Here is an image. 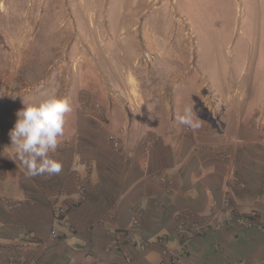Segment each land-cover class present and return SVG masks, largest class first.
<instances>
[{
  "label": "rangeland",
  "instance_id": "1",
  "mask_svg": "<svg viewBox=\"0 0 264 264\" xmlns=\"http://www.w3.org/2000/svg\"><path fill=\"white\" fill-rule=\"evenodd\" d=\"M145 51L154 56L149 62L142 60ZM178 87L182 90L174 92ZM53 91L67 98L73 109L56 151L50 153L62 170L28 177L16 146L6 138L24 104ZM234 94L238 100L248 97L243 98L248 114L264 118V0H0V176L9 173V179H15V186L24 189L19 198L24 202L48 204L52 213L67 207L68 213L75 202L63 196L62 177L71 176L83 193V170L91 158L104 153H115L120 160L135 158L155 147L160 157V138L140 125L146 103V118L153 127L173 133L174 143L188 126L178 118L190 108L199 127L188 126V132H202L203 147H208L210 136L221 135L211 126L221 108L232 106ZM173 115L164 127L163 119ZM237 184L234 180V188H244ZM259 196L257 201L262 200ZM224 197L226 201L206 215L212 219L200 213L177 217L173 224L182 226L183 236H176V246L168 249L185 251L189 235L228 223L244 231L264 226V209L257 219L256 207L240 212L230 196ZM223 209L228 219L219 222L213 215ZM248 217L255 222L249 227ZM139 218L134 212L127 227L134 220L139 224ZM54 221L59 229L63 220ZM235 238L229 264H264L263 252L249 260L241 251L249 241L256 248L258 240L243 231ZM210 249L211 255L224 256L218 244Z\"/></svg>",
  "mask_w": 264,
  "mask_h": 264
},
{
  "label": "crops",
  "instance_id": "2",
  "mask_svg": "<svg viewBox=\"0 0 264 264\" xmlns=\"http://www.w3.org/2000/svg\"><path fill=\"white\" fill-rule=\"evenodd\" d=\"M171 70L174 69H168ZM235 97L231 98V107L221 108L218 120L211 126L221 135L209 137V149L203 147L202 132L189 133L188 126L174 143L173 133L153 127L151 118H146V103L140 125L160 138L162 155L157 157L155 147L135 158L120 160L115 153L91 158L89 168L83 170L87 184L83 193L65 174L63 196L75 204L59 229L54 228L56 222L48 204L24 202L19 199L24 189L19 184L15 186V179L10 180L9 173L0 176V264H159L157 238L164 234L168 247H175L174 220L183 213L209 215L210 209L217 210L222 205L224 195L231 197L240 212L256 207L259 219L260 209H264V118L248 114L246 96L241 95L240 100ZM225 113L231 118L224 120ZM171 118L174 115L163 119L164 127ZM4 152L11 153L8 149ZM234 180L244 188H234ZM258 196L263 201H257ZM134 212L140 215L134 236L138 244L149 242L147 247L139 250L138 244L124 243L119 251H106L115 230L127 227ZM213 216L219 222L228 219L224 209ZM206 217L212 219L211 215ZM261 227L244 231L245 227L228 223L189 235L185 242L186 264H229L237 231L258 240L256 248L249 246L250 241L241 247L243 257L251 260L253 253H264ZM55 230L59 235L52 237ZM212 242L218 244L223 257L211 255ZM249 264L254 263L251 260Z\"/></svg>",
  "mask_w": 264,
  "mask_h": 264
},
{
  "label": "clouds",
  "instance_id": "3",
  "mask_svg": "<svg viewBox=\"0 0 264 264\" xmlns=\"http://www.w3.org/2000/svg\"><path fill=\"white\" fill-rule=\"evenodd\" d=\"M72 110V105L67 98L61 97L53 91L35 103L24 104L23 109L17 112L18 119L9 135L12 144L16 146L18 157L24 165L28 177H36L45 173L54 175L61 172L62 163L52 158L50 153L56 151L60 138L65 132L66 116ZM178 119L181 124L192 128L199 127V124L193 121L190 108H185V114ZM253 223L255 222L253 221ZM161 236H165L168 242L166 235ZM135 241L138 244L136 238ZM140 244H138V248ZM158 249L160 251V248ZM183 252L181 260L183 264H186V249ZM161 260L160 258V263Z\"/></svg>",
  "mask_w": 264,
  "mask_h": 264
},
{
  "label": "built area",
  "instance_id": "4",
  "mask_svg": "<svg viewBox=\"0 0 264 264\" xmlns=\"http://www.w3.org/2000/svg\"><path fill=\"white\" fill-rule=\"evenodd\" d=\"M153 58H154L153 54L148 52V51H145L142 54V60L143 61L149 62ZM114 145L118 146V142L114 141ZM66 210H67V207L66 208L65 207L54 208V211H53L54 215L53 216L56 219L60 220V222H62V220H64L65 216L67 215ZM245 220H247L246 225H248V227L251 225L250 223L253 224L252 217H250V218L248 217ZM136 222H137L136 220L133 221L134 225L130 229L128 228V229H125V231H123V232H120V231L117 232L115 234L114 238L107 244V246L105 247V250L106 251H119L123 247L122 245L124 243H126L128 245H135L136 241H135L134 232L138 226V224H136ZM181 227H182L181 225H177V227L175 228L176 236H178V237L183 236L182 229H180ZM53 236H56V235L53 233ZM157 242H160V243H158V245L161 246L159 252H160L162 260H161L160 264H183L181 259L183 257L184 252L182 250L181 251H175V252L172 250H169L167 247V239L165 236H162L159 241L158 240L156 241V243ZM147 245H148L147 241L142 242L139 245V250H144ZM164 254H166L167 257L164 256Z\"/></svg>",
  "mask_w": 264,
  "mask_h": 264
}]
</instances>
